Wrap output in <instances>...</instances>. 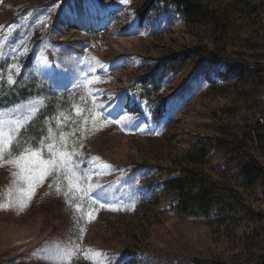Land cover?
I'll return each instance as SVG.
<instances>
[{
  "label": "rangeland",
  "instance_id": "1",
  "mask_svg": "<svg viewBox=\"0 0 264 264\" xmlns=\"http://www.w3.org/2000/svg\"><path fill=\"white\" fill-rule=\"evenodd\" d=\"M261 1L262 40L223 52L170 0H0V132L74 164L31 200L0 167V264H264ZM196 148L221 188L182 213L164 181Z\"/></svg>",
  "mask_w": 264,
  "mask_h": 264
},
{
  "label": "trees",
  "instance_id": "2",
  "mask_svg": "<svg viewBox=\"0 0 264 264\" xmlns=\"http://www.w3.org/2000/svg\"><path fill=\"white\" fill-rule=\"evenodd\" d=\"M170 1L176 4L183 13L189 26L194 30H205L207 36L210 35L208 39L217 44L223 52L229 50L230 44H238V46L253 50L252 48H255L259 41L258 37L262 38L259 35L263 28L260 12L263 8L261 0ZM243 20L244 22H242ZM240 23L249 26V29L236 36L235 29ZM197 52L198 56L205 54V51L197 50ZM250 79L254 81V79ZM258 84L263 85L264 81ZM257 86L256 84L255 87ZM2 104L0 103V105ZM215 140L216 143L213 147L226 150L234 144L236 139L234 140L232 137L231 139L216 138ZM205 153V149L196 148V151L187 152L179 157L178 163L181 166L179 175L164 181L165 190L175 194L178 198L175 208L179 212H190L193 209L197 212V209H205L210 199L214 197L215 191L221 188L205 171ZM216 264L223 263L217 262Z\"/></svg>",
  "mask_w": 264,
  "mask_h": 264
},
{
  "label": "snow or ice",
  "instance_id": "3",
  "mask_svg": "<svg viewBox=\"0 0 264 264\" xmlns=\"http://www.w3.org/2000/svg\"><path fill=\"white\" fill-rule=\"evenodd\" d=\"M74 71L73 68H68L69 74ZM8 82L13 85L17 83V81L11 78H9ZM2 115L3 113H0V116ZM127 122L131 123L132 121L129 120ZM7 123L10 122L0 121V125ZM12 123H14V126L10 128V131L13 133L21 127H25L20 120H16ZM48 133L50 135V130H48ZM46 147L48 153L47 159L44 158L42 150L39 147H36L34 150L30 147H24L20 150L19 145H17L16 148L10 150V148H13V136L0 132V162H2L0 163V167L11 166L16 169L11 175L14 178V182L21 185L17 188V191L26 195L29 200L35 195L37 187L43 186L47 178L52 177L54 181H58L59 177L57 173L60 172L67 178L68 173L71 172L74 167L72 160L73 153L56 149L53 143L47 144ZM104 167L110 168L111 165L104 164ZM85 179H87V177ZM89 187L93 192L97 193L94 199L98 200L100 196L104 195L103 185L96 184L94 186L89 185ZM57 190L59 191V189ZM101 207H103V205H101ZM97 255L100 254L97 253ZM108 259L110 264L111 258Z\"/></svg>",
  "mask_w": 264,
  "mask_h": 264
},
{
  "label": "bare ground",
  "instance_id": "4",
  "mask_svg": "<svg viewBox=\"0 0 264 264\" xmlns=\"http://www.w3.org/2000/svg\"><path fill=\"white\" fill-rule=\"evenodd\" d=\"M90 23L89 22H87V25H89Z\"/></svg>",
  "mask_w": 264,
  "mask_h": 264
}]
</instances>
